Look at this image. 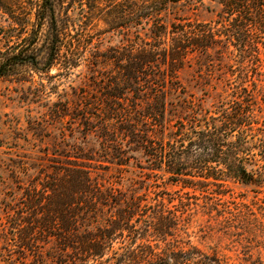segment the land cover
Returning <instances> with one entry per match:
<instances>
[{
	"label": "trees",
	"instance_id": "1",
	"mask_svg": "<svg viewBox=\"0 0 264 264\" xmlns=\"http://www.w3.org/2000/svg\"><path fill=\"white\" fill-rule=\"evenodd\" d=\"M166 2L220 11L167 20ZM92 20L105 25L98 41ZM107 33L118 42L102 55ZM195 55L208 60L213 91L200 98L180 78ZM109 62L118 95L106 125L145 152L151 178L136 194L79 166L54 173L12 222L19 252L38 251L40 262L55 240L54 264H224L191 240L202 209L207 229L252 257L264 239V0H0V78L43 83L55 67ZM230 184L254 196L233 197Z\"/></svg>",
	"mask_w": 264,
	"mask_h": 264
},
{
	"label": "rangeland",
	"instance_id": "2",
	"mask_svg": "<svg viewBox=\"0 0 264 264\" xmlns=\"http://www.w3.org/2000/svg\"><path fill=\"white\" fill-rule=\"evenodd\" d=\"M208 5L212 11L181 5L173 8L166 2L163 16L167 20L209 21L215 19L220 7ZM90 23L98 41V33L105 25L98 20ZM100 36L104 40L100 53L103 55L111 44H117L118 38L112 33ZM208 64L204 56L195 55L180 72L187 90L199 98L207 91L213 93L205 81ZM115 77V68L109 62L95 71L87 63L70 73L55 67L43 83L38 77L35 83L0 78V260L14 258L15 264L55 263L50 259L58 252L55 240L42 245L44 259L40 262L36 258L38 251L20 253L12 222L18 219V212L28 211L29 196L37 186L40 189V184L56 172L79 166L89 170L103 186L114 182L124 191L144 192L143 187L151 178L146 176L151 164L148 157L138 144H126L128 139L118 124L106 125L109 96L118 95L113 86ZM212 102L213 99H207L206 105L211 107ZM174 189L169 186V192ZM229 189L236 198L254 196L250 188L238 184H230ZM208 220L202 209L195 212L190 221L194 244L205 250H217L224 264H264V239L251 249V257L220 233L216 225V230L207 229Z\"/></svg>",
	"mask_w": 264,
	"mask_h": 264
}]
</instances>
